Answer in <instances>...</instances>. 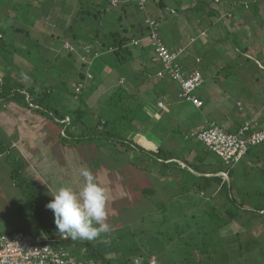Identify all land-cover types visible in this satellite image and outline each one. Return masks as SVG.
<instances>
[{
    "label": "rangeland",
    "instance_id": "obj_1",
    "mask_svg": "<svg viewBox=\"0 0 264 264\" xmlns=\"http://www.w3.org/2000/svg\"><path fill=\"white\" fill-rule=\"evenodd\" d=\"M64 1H68L67 8L52 9L53 1L50 0H0V27H5L8 42L13 41L16 45H25L24 54L17 52L14 53V57L12 56L13 63L16 65H10L15 69V71L12 69L15 80L30 82L31 79L29 80L28 75L20 68H31L40 62L38 58L42 55L45 59L43 71L47 74V82L59 81L65 89L75 90L74 84L79 77L78 73L82 70L81 58L86 60L83 57L85 53L91 57L94 50L90 44H81V39L79 43H76L78 40H73L71 30L63 31L65 24L76 21L79 25L77 26L78 33L81 34V21L76 17L77 14H81V2L76 4L71 0ZM164 1L167 7L161 8L162 10L153 0H149L146 9L143 10L139 8L137 0H133L126 4L127 11H124L123 5L120 4L117 9L115 7L113 9L109 0H104L103 6H109L112 11L103 16L108 17L113 14L114 18L111 23L116 22L117 24L119 23L117 16L121 12L124 14L123 22L126 25L133 22L139 29L142 28L140 22L144 23L147 14L162 17L161 35L164 41L173 49L185 47L182 60L186 58L189 60L192 57L193 60L190 59V63L199 67L203 73L204 83L197 90V94L205 100L203 108L197 110L188 103L185 106L175 104L179 111H174L173 102L176 101L174 94L165 96L162 94L157 100L147 96L151 91L156 93L155 90L161 86L158 85L161 81L154 83L148 77L150 79H146L139 87L136 83H132L131 77L134 78L137 73L140 77H144L145 62L150 63L149 66L147 65L148 68L156 67L152 59L148 60L154 54L152 47H149V54L148 52L144 54L143 51L138 61L129 62L110 72L105 71L90 83L88 82L89 87L94 83L96 89L86 97L87 105H85L96 117H105L102 114L107 105L106 101L119 85L125 86L129 92L134 93L139 103L149 100L160 108L168 105L171 113L160 112L161 114L158 115L159 112H156V116L149 117L147 121L143 116L142 122L141 119L137 121L132 114L127 116L126 121L129 122L132 119L133 123L141 125V127L136 126L137 133L146 135L147 129L150 133H159L155 135L158 143L165 141L163 136L169 130L172 133L161 145L163 148L173 150L178 157L202 164L206 171L219 168L228 170L233 166L224 165L220 156L208 151L198 139L185 136V133L191 131L186 130L187 128H197L205 118L215 119L223 127H227L230 112L240 120L248 119L249 124L255 121L264 127V70L256 66L257 60L264 66L262 62L264 59V0H234L236 3L230 2L231 0H221L222 2L218 4L215 0ZM243 3L248 8H244ZM83 5L86 8H96L87 2ZM13 6L17 10H14ZM193 6L197 9L186 10ZM228 6L233 9L237 17L234 20L237 19L238 23L234 27L230 26L231 32L235 33L231 35L219 25L226 23L233 25L234 20L230 16L228 18L230 12L223 13L221 10V7L227 10ZM101 7L99 5V8ZM211 7L216 12L214 16H211L215 23L214 26H206V23L201 22L200 16ZM99 26L101 30V25ZM111 26L115 29L116 25ZM22 27L26 31L30 30L31 36L28 37L25 32L15 30ZM203 29L208 30L209 39L218 35L222 36L223 40L226 33L230 37L226 40L227 49L219 48L221 51L229 50L231 54H236L234 58L227 60L228 57H225L223 60L216 59L217 61L213 62L212 59L215 58H210L208 55L210 59L205 58V55L200 52L202 51L199 46L201 42L194 43L195 40L197 42L204 40L203 42L207 43L208 39H204L205 32H203L204 35L200 34ZM215 29L216 32H214ZM213 32L215 35L212 36ZM55 34L60 35L61 39L57 40ZM135 49L140 52L137 48ZM68 51H72L73 54L70 55ZM244 52L249 56H246ZM209 54L214 53L211 51ZM198 55L203 57L200 64L195 62V57ZM5 65L0 54V72L4 74L9 70ZM61 65L64 67L60 68ZM217 72L219 75H216ZM225 90L229 92L228 97L223 94ZM75 91H78L77 88ZM80 94L75 93V101L71 104L73 108L81 104ZM161 101L163 106L159 105ZM65 102L68 104L66 99ZM237 102L243 105L240 106ZM114 104H117L116 100ZM127 105L133 113L137 112L138 106H136L135 99H132L131 105L129 102ZM119 108L122 110L121 107ZM183 113L191 119L190 122L181 123L179 121L182 120ZM110 114L109 116H113L115 112ZM122 114L126 112L123 111ZM254 117L257 119L252 120ZM112 120L109 124L114 127L115 123ZM154 128L158 131L153 132L151 129ZM59 129L60 126L55 124L50 117L44 118L41 114L32 112L16 102L6 105L0 103V233L24 229L38 234L44 232L43 226L58 233L54 213L47 208V204L53 199L50 191H58L63 186H69L78 191L84 183L80 175L81 169L87 167L110 194L107 219L109 230L102 232L91 242L95 248L99 246L102 257L111 258L112 264H146L152 254L157 257V262L152 260V264H186L185 257L188 252L196 260H205L211 264V260L207 259L209 256L213 254L219 257L218 255L223 254L224 249H228L225 242L216 251L219 254L213 252V247L220 244L223 238H228L237 232L241 233L242 238L252 236L264 238V218L257 215L251 217L247 215L248 218L238 219L239 221L221 229L210 220L208 221L205 212L206 200L211 199L207 195L208 192L204 193L192 184L189 191L180 192L182 174L177 177L180 179L178 183H171L169 177H163L158 173L160 166L156 162L150 159L134 161L141 154L133 153V161H126L132 155L131 151L124 155L126 159L119 151H116L119 152L117 155H113V148L119 145L113 146L114 142L104 140L105 144L101 150L96 144H99L98 141L96 143L85 141L75 146L69 143L64 145L57 135ZM175 129L183 130V133ZM262 147L264 145H261ZM119 149L124 150V146L120 145ZM101 151L104 154L100 153ZM19 152L21 153V164L17 160ZM262 156L264 157V153ZM8 157L9 162L6 160ZM243 163L244 161L240 164ZM136 164L141 165L138 167ZM181 165L185 167L187 164L184 162ZM208 175H223L226 180L230 181L228 172L221 171L215 174L209 172ZM147 187L153 188L154 192L144 193L142 189ZM221 192L220 188L214 190L212 195L214 201L222 202L225 193ZM203 241L207 244V249L204 248ZM83 247L87 248L84 245ZM108 253H113V256H108ZM233 256L225 264H261L259 260L252 259L246 254ZM212 264H218L217 260L213 259Z\"/></svg>",
    "mask_w": 264,
    "mask_h": 264
},
{
    "label": "trees",
    "instance_id": "obj_2",
    "mask_svg": "<svg viewBox=\"0 0 264 264\" xmlns=\"http://www.w3.org/2000/svg\"><path fill=\"white\" fill-rule=\"evenodd\" d=\"M219 1L220 0H218V2ZM71 2L76 4L78 2H81V14L79 13L76 16L79 21H81V34L78 33L77 26L79 25L78 22L76 23V21L65 24V30L63 28V31L71 30L73 32V40H78L76 43H79L81 39V44H90V46H92L94 50V52L91 54V57L88 55V53H85L83 54V57H85L86 60H84V58H81L82 70L78 73L79 77L76 83L74 84L76 86L82 84L80 91L76 92L73 89H65V87L62 86L63 84H61L59 81L55 83L47 82V74L43 71V64L45 59L42 55H40V58H38V60L40 59V62L35 64L31 68H20L24 70L25 74L28 75L29 80L31 79L30 82L15 80L13 77L14 75L12 74V69L13 71H15V69L12 67V65H10L15 64L13 63L12 56L14 57V53L16 54L17 52L24 54L25 45H16L13 41L9 43L8 39L6 38L7 31L5 30V27L1 26L0 54L6 63V69L9 68V70L5 71V74L3 72H0V103H4V105H6L10 102H16L17 104L28 108L32 112L41 114L44 118L50 117V119L55 124H58L60 126L57 135L64 145H67L69 143L75 146L77 144L81 145V143L85 141H92L94 143L98 141L99 144H96L101 150L102 146L105 144L103 142L104 140L108 142H114L115 144L113 143V146H116L117 144L119 145L116 148H113L114 150L112 149L114 151L113 155H117L119 152H121V154L123 153L122 156L124 157L127 152L131 151L132 155L128 159H126L127 157L124 158L126 159V161H133V153L135 155L141 154L139 157L137 156L134 161L140 159H150L156 162L160 166L158 173L163 177H169L171 183H178L180 179L177 177L182 174V186L180 187L181 189L179 191L182 193L187 192L186 190H188L190 188V185L192 184L204 193L208 192L207 195H209L211 199L206 200L205 212L207 214V219L208 221L210 220L219 229L233 222H236L238 219L243 220L245 218H248L247 215H249V217L257 215L258 217L264 218V157L262 156V154L264 153V147L261 148V145L253 146L249 149L248 153L244 156V158H247L245 160L244 158L240 160L241 162L244 161L243 164H240L241 162L239 161V164L236 163L234 165H230L231 167H233L228 170L219 168L214 169V171H206L204 170L205 168H203L202 164L188 161L186 158L183 159L182 157H178L174 153V151L169 148H163L162 146H159L157 150H145V148L138 145L134 142V140L131 139V133L137 132L138 129L136 128V126L141 127V125L133 123L132 119L127 122V116H131L133 114L136 117L137 121H140L141 119V122L143 120V116H146V120L149 118V116L145 115L147 112L144 110L143 104H140L139 101L135 98L134 93L129 92L128 89L125 88V86L119 85L116 88L115 92L111 93L110 97L106 101L107 105L104 108V113L102 114L105 117H96V115L88 107H86V97H88L90 93L96 89V85L94 83L91 87H89L87 85L88 82L90 83L92 80H94L97 76L104 73L105 71L110 72L112 71V69H117L120 66L129 62L133 63L136 62V60L138 61L139 56L143 55V51L144 54L148 52L149 47H152L154 52L153 56H151L150 59H152L155 64L158 63L159 66L149 68L146 66L143 70L144 77H140L137 73L134 78L131 77L132 83H136V86L139 87L141 83H143L146 79H148V77H150V75H152V77H150L152 81H154V83L161 81L160 84H162L161 87L163 88L162 90H164L163 85L166 84L164 82H166L169 77H171V75L166 72L167 77L161 78L155 76L158 70L163 69L166 71V69H164V66L160 61L155 60L156 46L154 45V38H152L154 33L157 34V37H159L171 51L179 52L181 51V49H183V53L186 48L178 47L176 49H173L169 47V45L164 41L161 35L163 19L160 16L155 17L150 14H147L144 18V23L140 22L142 28L139 29L137 24L133 22H131L129 25H126L123 22L124 14H122L121 12L120 15L117 16L119 23H111L114 18L113 14L109 15L108 17H106L105 15L103 16V14H109V12L112 11L109 6H103L104 0H100V2H95V0H71ZM86 2L93 4L94 6H96L95 9L98 10L95 11V9H92V7L86 8L83 5ZM155 3L159 7V9L167 7L164 0H159L158 3L155 1ZM110 4L114 9L115 6L113 5V3L111 2ZM99 5H101L102 7L99 8ZM66 6L67 4H65L63 8H67ZM243 6L244 8H248L245 3H243ZM115 8L117 9V7ZM122 8L124 9V11H127V6H122ZM139 8L143 10L146 9L141 8L140 6ZM13 9L17 10L15 6H13ZM196 9L197 8L193 6L192 8H188L186 10L193 11ZM208 10H210V12L207 11V14L202 13L203 15L200 16V18L202 19L201 22L206 23V26L212 25L211 21H209L210 17L216 14L214 9L211 10V8H209ZM233 15L234 13L230 12L228 18L230 16L231 19H234L232 18ZM147 18H152L159 21L158 27H151L149 22H146ZM206 18L209 19L207 20ZM220 18L222 19V17ZM98 23L99 25H101V28L103 30H99L100 26L98 25ZM111 25H116L115 29H112ZM219 25L222 29H226V32H229V35L235 34L231 32V30L227 27L226 24ZM235 25L236 22L233 21V25L230 26L234 27ZM15 30L21 33L25 32L28 37L31 36V31H26L23 27L16 28ZM203 32H205L204 39L208 40L206 44L204 43L205 51L200 50V52L205 55V58L210 59L212 56L209 54V52H211V48L212 46L214 47V45L212 41H210V39L207 37V31L203 29L200 34L204 35ZM55 35L57 40L61 39L60 35ZM227 38L230 39L229 36H227ZM148 39L149 42H147ZM233 40L236 43V40ZM135 48L140 50V52H138ZM68 53L70 55L73 54L72 51H68ZM182 53L179 55V58L177 60L181 72H183L184 75L187 77L194 71H199L203 77L202 83H204V76L201 69H199V67L197 66H193L191 68L188 67V65H186L187 58L185 60H182ZM222 53V58L218 57L217 54H213L215 56L214 60L217 59L220 61L225 59V56H227V51L223 50ZM147 54H149V52ZM206 54H209L210 58ZM87 56L89 57L87 58ZM141 58L143 59V57ZM190 59L193 60L192 57H190L189 60ZM202 60L203 57L200 55L195 57V62L198 64H200ZM262 62H264V59H262ZM256 66L261 69L257 62ZM14 67L16 68V66ZM63 67L62 65L60 66V68ZM121 68L124 69V67ZM89 74H91V77L88 76ZM122 80L124 81V78ZM171 81L175 82L176 80L172 79ZM176 83L178 84V82ZM162 90H160V92H162ZM75 93H81L79 95L81 104L73 108L71 104H73L75 101ZM158 94L154 95L153 98L157 100ZM65 99L68 101V104L65 102ZM132 99H135L136 106H138L136 113H133L131 111L132 109L127 105L128 102L130 103V105L132 104ZM114 100H116L117 104H114ZM184 102L189 103L198 110H201L205 105L204 103L202 107L198 108L194 104H192V102ZM65 107H67V109H64ZM119 107H121L122 110L126 112V114H122L123 111ZM112 112H115V114L113 116H109ZM120 116L122 117L119 118ZM167 116L169 118H172L170 115ZM68 117L69 120H66ZM111 119H113L112 121L115 123L114 127L110 126L109 124ZM255 125V128L257 129L263 128L262 125ZM124 131H126L127 133H123ZM175 131L177 130L175 129ZM120 145L124 146V150L120 151ZM100 153L103 152L101 151ZM20 156L21 153L19 152L17 154V160L18 163L21 164ZM113 158L115 157L113 156ZM6 160L9 162V157ZM179 160H182L187 165L183 167ZM222 162H224L223 159ZM136 165L139 167L141 164ZM190 168L202 174H198L192 171ZM20 171L22 170L20 169ZM221 171L228 172L230 181L226 180L223 175H208L209 172L215 174ZM25 183L27 182L25 181ZM217 188H220L221 191L225 193L223 194L222 202L220 203L214 201V198H212L214 190H216ZM142 191L148 194V192L153 193L154 189L147 187L142 189ZM18 230L25 231L24 229ZM43 231L49 234H60L51 231L45 228L44 226ZM222 240L223 241L220 244L213 247V252L219 254L216 251L219 249V246L225 242V244L228 245V249H224L223 254L218 255L219 257L214 256L213 254L212 256H209L211 259L209 257L207 259L211 260V264L213 259L217 260L218 264H225L226 262L230 261L232 257H234L233 255L243 256L244 254L248 255L252 259L259 260L261 264H264V238H259L258 236L242 238L241 233L237 232L233 235H230L228 238H223ZM65 244L71 247L74 251L75 249H77L75 252H78V248L85 245L88 248L89 256L91 257L89 258L88 256L85 258L92 259L98 264H112L109 258H104L100 255L99 249L95 248L91 241L79 239L73 240L71 237H69ZM202 244L204 248L207 249V244L204 241ZM185 260L186 264H194V262L195 264L207 263V261L205 260H196L191 253L189 254V252L186 254ZM146 264L149 263L146 262Z\"/></svg>",
    "mask_w": 264,
    "mask_h": 264
},
{
    "label": "built area",
    "instance_id": "obj_3",
    "mask_svg": "<svg viewBox=\"0 0 264 264\" xmlns=\"http://www.w3.org/2000/svg\"><path fill=\"white\" fill-rule=\"evenodd\" d=\"M146 0H142L144 2ZM117 0H112L116 5ZM151 27L157 28L159 21L147 18ZM154 45L156 46L155 60L160 61L164 69L156 72V77H167L176 80L180 87L178 96L184 101L192 102L200 108L204 101L196 94V90L203 82L202 74L194 71L185 76L178 66L179 52L171 51L164 42L154 33ZM91 77V74L88 75ZM152 77V75H150ZM1 80V78H0ZM82 84L77 85V92ZM163 106V102H159ZM206 127L191 132L188 137L201 141L210 151L219 155L225 164L234 165L248 153L253 146L264 145V128L252 130L249 123L237 131H229L215 120L205 119ZM67 235L38 233L16 230L10 233H0V264H98L92 259H87L89 254L86 248L81 253L69 247L65 242ZM89 258H91L89 256Z\"/></svg>",
    "mask_w": 264,
    "mask_h": 264
},
{
    "label": "clouds",
    "instance_id": "obj_4",
    "mask_svg": "<svg viewBox=\"0 0 264 264\" xmlns=\"http://www.w3.org/2000/svg\"><path fill=\"white\" fill-rule=\"evenodd\" d=\"M76 87L75 85V90ZM80 175L84 180L82 187L78 191L69 186L60 187L55 192L50 191L53 199L47 204V208L54 213L58 233L73 240L92 241L109 230L107 219L110 194L87 167L81 169ZM83 248H78L75 253L80 254ZM86 249L89 254L88 248Z\"/></svg>",
    "mask_w": 264,
    "mask_h": 264
},
{
    "label": "crops",
    "instance_id": "obj_5",
    "mask_svg": "<svg viewBox=\"0 0 264 264\" xmlns=\"http://www.w3.org/2000/svg\"><path fill=\"white\" fill-rule=\"evenodd\" d=\"M50 1H53V6H52V9H54V8H63V6H65V5H62V4H67L68 3V1H64V0H50ZM74 1V0H73ZM97 1H99L100 2V0H95V2H97ZM110 1V3L112 2V0H109ZM133 0H117V2L119 3H117L116 5H114L115 7H118L120 4H121V6L123 5V6H125L126 4H128V3H130V2H132ZM154 1V0H153ZM157 3H158V1L159 0H155ZM154 1V2H155ZM234 0H231L230 2H233ZM240 1V0H239ZM45 2V1H44ZM149 2V0H146V1H144V2H142V0H137V4L141 7V8H146V6H147V3ZM222 1L220 0L219 2H217L216 1V3L218 4V3H221ZM235 2V1H234ZM236 3V2H235ZM57 4H59V6H57ZM127 6V5H126ZM217 9H219V8H217ZM211 10H213L212 9V7H211ZM221 10H222V12L224 13V12H233V9H231V8H229V6L227 7V10L225 9V7H221ZM173 11V10H172ZM210 12V10H206V12H205V14H207L208 12ZM219 11V10H218ZM174 12V11H173ZM221 12H219V14H220ZM230 14V13H229ZM232 18H237L236 16H235V14L233 15V17ZM209 19V18H208ZM204 20H206V19H204ZM234 20V19H233ZM209 21H211V24H212V26L214 25V23H215V20H213V17H210V20ZM235 22L237 21V20H234ZM240 21V20H239ZM209 25V24H208ZM226 25H227V27L229 28V29H231L230 28V25H228L227 23H226ZM236 25H238V23L236 22ZM235 25V26H236ZM209 26H211V25H209ZM204 30H206V31H208L207 29H204ZM214 32H216V29H215V31ZM213 32V33H214ZM209 34H212V33H209ZM213 35H215V33L214 34H212V36ZM222 38V36H218V35H216L215 36V38H212V39H210V41H212V43H213V45H214V47H212L211 48V51H213V53L214 54H217V56L218 57H220V58H222V55H223V53H222V51L220 50V48L219 47H221V49L223 48V49H227L226 48V40H227V35H226V33H225V37H224V39L222 40L221 39ZM202 41H204V40H202ZM202 41L200 40V41H196L195 43H199V42H201V45H199L200 47H201V49H202V51H205V48H204V42H203V44H202ZM222 41H223V43H222ZM218 42H221L220 44H217ZM224 45V46H223ZM221 52H220V51ZM219 51V52H218ZM219 53V54H218ZM244 54L246 55V56H249V55H247V53L246 52H244ZM206 55H208L209 56V54H206ZM236 54H231L230 52H229V50H227V56H225V57H228L227 58V60L229 59V58H234V56H235ZM213 58L215 57L214 55H211ZM148 60H150V58L148 59ZM214 61V59H212V62ZM154 62V61H153ZM257 63L259 64V66L263 69L264 68V66H262V64L260 63V61L259 60H257ZM149 64L150 63H147V62H145V65L147 66H149ZM157 64V66L156 67H158L159 65H158V63H156ZM186 65H188V67H193L194 65H192L190 62H188V59H187V62H186ZM225 68H226V66H225ZM157 69H159V68H157ZM261 69V70H262ZM219 72H217L216 73V75H219L218 74ZM216 77V76H215ZM256 76H254V78H255ZM253 78V79H254ZM164 83H166L165 84V86L163 85V87H164V90H162L163 88L161 87L162 86V84H160L161 86L157 89V90H155V94H154V92H152L151 91V93H148L147 94V96H149V98H152L153 100H155V98H153L154 97V95H157L158 94V91H159V93H160V95H158V96H162V94L165 96V95H171V94H174L173 95V97H175L176 98V101H174L173 103V110L175 111V110H177L176 109V107H175V104H182V105H184L185 106V104L187 103V102H184V101H182V99H180L179 98V96H178V93H179V89H180V87H179V85L176 83V82H173V81H171V80H167L166 82H164ZM160 90H162V92H160ZM224 96H226V97H228L229 96V92H228V90H225L224 91ZM199 96V95H198ZM172 97V98H173ZM203 101H204V103H205V100H204V98H202V97H200ZM174 99V98H173ZM223 99V98H222ZM148 100V99H147ZM175 100V99H174ZM140 104H143V106H144V110L147 112L145 115H148L149 117H155L156 116V112H159L158 113V115L159 114H161L160 112H168V113H171V112H169L170 110H169V107H168V105H165V107L164 108H160V107H158V106H156L155 104H154V102L153 101H150L149 102V100L148 101H145V102H140ZM189 104V103H188ZM237 104L238 105H240V106H242L243 104L241 103V102H237ZM218 107L220 108V105H218ZM198 110V109H197ZM220 110V109H219ZM177 111H179V110H177ZM242 111H243V109H242ZM248 115V114H247ZM229 118H228V124H227V127H225L227 130H230V131H237V130H239V129H241L245 124H247V122H249V120L247 119H242V120H240L238 117H235L234 116V114L232 113V115H231V112H230V114H229ZM249 116V115H248ZM182 120H179L181 123H184V122H190L191 121V119L186 115V114H182ZM145 120H146V116H144L143 117ZM209 119V118H208ZM212 119V118H211ZM257 118H252V120H256ZM148 120V119H147ZM146 120V121H147ZM215 120V119H214ZM178 121V122H179ZM179 122V123H180ZM254 122V124H250V126H251V129L252 130H259V128L257 129V128H255V124H257V126L259 125V122L257 123V122H255V121H253ZM205 126H206V123H205V120L197 127V128H195V127H192V128H195V129H192V128H187L186 130H191L189 133H185V131H184V133H185V136H187L188 137V135L191 133V132H195V131H198V130H200V129H203V128H205ZM263 127V126H262ZM145 128H147V125H145ZM264 128V127H263ZM155 129V128H154ZM154 129H151L153 132H155V131H158V130H154ZM148 131H145V134L147 135H144L143 133L142 134H140V133H137V132H132L131 133V135H130V137H131V139L132 140H134V142L135 143H137L138 145H140V146H142L143 148H145V150H156L159 146H161L162 144H164V142L166 141V139H167V137H168V135L170 134V133H172V132H170L169 130H167V132H166V134L163 136L164 137V140L165 141H163V142H157V137L155 136L156 134H159V133H157V132H155L156 134H154V133H150L149 132V129H147ZM177 131H179V130H177ZM183 131V130H182ZM182 131H181V133H182ZM183 135V134H182ZM135 137V138H134ZM161 137V136H160ZM136 139H138V140H136ZM140 141V142H139ZM206 147V146H205ZM147 148V149H146ZM179 162L180 163H184L182 160H179ZM97 248L99 249V246H97ZM113 256V253H108V256ZM110 259V261H111V258H109ZM152 260H154V261H156L157 260V257H155L153 254L150 256V259H149V261H146L147 263H149V264H152L153 262H152ZM112 262V261H111ZM157 262V261H156Z\"/></svg>",
    "mask_w": 264,
    "mask_h": 264
},
{
    "label": "water",
    "instance_id": "obj_6",
    "mask_svg": "<svg viewBox=\"0 0 264 264\" xmlns=\"http://www.w3.org/2000/svg\"><path fill=\"white\" fill-rule=\"evenodd\" d=\"M194 172H196V173H198V174H202V173H199V172H197V171H195V170H193Z\"/></svg>",
    "mask_w": 264,
    "mask_h": 264
}]
</instances>
